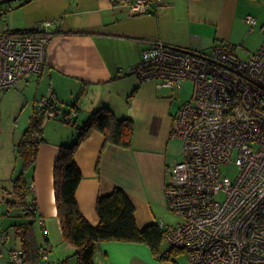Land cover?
I'll list each match as a JSON object with an SVG mask.
<instances>
[{
	"label": "crops",
	"instance_id": "1",
	"mask_svg": "<svg viewBox=\"0 0 264 264\" xmlns=\"http://www.w3.org/2000/svg\"><path fill=\"white\" fill-rule=\"evenodd\" d=\"M33 2L37 15L34 13L24 30L52 21L57 31L47 48L42 75L19 82L22 89L36 85L34 113L38 102L45 98L56 101L58 107L75 105L71 118L76 124H83L94 112L107 107L118 118L131 119L135 126L129 149L107 144L99 132L79 147L75 161L82 180L77 201L83 216L97 226L98 199L121 188L136 207L140 229L168 219L165 187L182 151L180 140L172 137L179 104L170 89L159 88L153 81L142 83L129 74L130 70L139 63L143 50L157 41L206 52L220 42L234 47L241 58H249L264 43V0H162L160 4L152 2L149 13L138 18L118 0ZM249 15L256 19L254 27L246 21ZM72 127L60 117L46 120L45 141L29 178L37 203L34 229L42 252L40 264L67 260L76 264L75 248L65 240L58 217L54 181L60 145L76 138L77 131ZM21 138L17 137L15 145ZM10 194L14 196L12 191ZM15 217L18 219L14 224L26 221L20 208ZM3 235L6 239L0 245V259L3 247L14 238V246L5 254L6 264H11L10 252L22 249L21 243L15 234L0 228ZM147 263L162 264L153 258L146 244L109 241L96 248L95 264Z\"/></svg>",
	"mask_w": 264,
	"mask_h": 264
},
{
	"label": "built area",
	"instance_id": "2",
	"mask_svg": "<svg viewBox=\"0 0 264 264\" xmlns=\"http://www.w3.org/2000/svg\"><path fill=\"white\" fill-rule=\"evenodd\" d=\"M161 1L122 4L139 16ZM246 21L257 23L250 15ZM54 26L42 21L18 31L7 25L0 33V94L42 75ZM129 74L159 88L194 85L191 99L181 101L173 117L172 137L181 141L182 159L165 187L168 210L182 221L158 223L163 241L186 253L191 264H264V43L244 59L225 43L205 52L157 41ZM49 105L53 101L41 99L37 110ZM231 164L238 168L234 178L225 172ZM5 239L0 236V245ZM9 259L25 264L26 256L14 249Z\"/></svg>",
	"mask_w": 264,
	"mask_h": 264
},
{
	"label": "trees",
	"instance_id": "3",
	"mask_svg": "<svg viewBox=\"0 0 264 264\" xmlns=\"http://www.w3.org/2000/svg\"><path fill=\"white\" fill-rule=\"evenodd\" d=\"M31 1L25 0L21 6ZM55 104L56 101H53L52 106L34 113L22 139L15 145L21 166L13 179L12 194L15 199L7 201V204L9 212L20 208L26 219L25 222L14 224L13 229L26 256L25 263L28 264H40L42 257L34 229L37 203L31 194L32 182L29 181V173L33 175L40 146L45 141L46 120L52 113H55V118H59L60 112H64L63 108ZM64 113L66 116L70 114ZM63 121L77 126L70 118ZM94 132L103 134L109 145L129 149L133 145L135 126L131 119H120L111 109L103 107L77 127L73 142L63 143L59 147L54 166L56 204L64 238L75 248L73 257L76 264H95L97 245L109 241L146 244L158 260L176 262L174 258L184 252L171 247L166 252L161 251L164 241L159 224L153 223L140 229L136 219V207L121 188H115L112 193L98 199L96 210L100 222L97 226L91 225L83 216L77 201L82 172L75 161V155L81 144ZM64 263L69 264V261Z\"/></svg>",
	"mask_w": 264,
	"mask_h": 264
},
{
	"label": "rangeland",
	"instance_id": "4",
	"mask_svg": "<svg viewBox=\"0 0 264 264\" xmlns=\"http://www.w3.org/2000/svg\"><path fill=\"white\" fill-rule=\"evenodd\" d=\"M118 1H120V4L124 2V0ZM22 3L23 1H18L0 5V33L5 31V27L7 25L11 30H24L30 26V21L34 19V13L37 15L38 10L36 8V2L21 6ZM123 9L127 11L125 7ZM142 16L140 15L139 17ZM134 18H138V16H134ZM203 51L206 52L207 50ZM20 85L21 84H16L13 88L0 94V228L9 232L11 235L15 234L13 225L15 220L18 219L15 217V215L18 214V209L14 208L8 213L7 199L14 200V198H11L14 196L10 194L13 188L12 179H14V177L19 173L21 166L20 158L16 152L15 141L17 140V137H23L24 132L29 127L30 117L34 113L33 107L35 106L34 98L36 92V85H34L32 89H26V87L22 89ZM193 90V83L187 81L183 83V89L181 91L170 89V92L176 103L180 104L181 101H189L191 99ZM60 108H63L64 112L70 113L69 116H66L65 113L61 111L60 119L63 120L72 117V105L66 104ZM76 125V127L74 126L72 128L77 131V127H80L82 124L79 123ZM178 156L179 161H181V151ZM8 162H10V164H7ZM225 172L231 178H234L238 174V168L234 164H231L228 168H226ZM29 176H31L30 173ZM169 213V218L162 220L164 223L175 225L182 221L181 217L172 214L170 211ZM7 243L6 248L5 246L3 247V250L5 251L2 254L4 256L0 259V264H6L5 254H7L9 248L14 246V238L9 240ZM169 249L170 245L163 242L161 251L166 252ZM151 253L154 258L155 255L152 251ZM174 260L176 262L166 260L161 261V263L191 264L186 253L177 255Z\"/></svg>",
	"mask_w": 264,
	"mask_h": 264
},
{
	"label": "water",
	"instance_id": "5",
	"mask_svg": "<svg viewBox=\"0 0 264 264\" xmlns=\"http://www.w3.org/2000/svg\"><path fill=\"white\" fill-rule=\"evenodd\" d=\"M25 1V0H0V5H5L13 2Z\"/></svg>",
	"mask_w": 264,
	"mask_h": 264
}]
</instances>
